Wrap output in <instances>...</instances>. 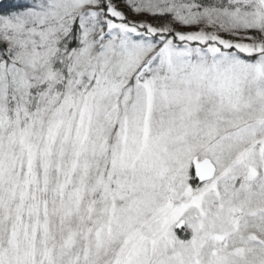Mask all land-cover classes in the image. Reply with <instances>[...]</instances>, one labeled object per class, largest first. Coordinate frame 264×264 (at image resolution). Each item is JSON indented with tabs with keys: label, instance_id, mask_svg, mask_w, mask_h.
Instances as JSON below:
<instances>
[{
	"label": "snow or ice",
	"instance_id": "obj_1",
	"mask_svg": "<svg viewBox=\"0 0 264 264\" xmlns=\"http://www.w3.org/2000/svg\"><path fill=\"white\" fill-rule=\"evenodd\" d=\"M0 264H264V0H0Z\"/></svg>",
	"mask_w": 264,
	"mask_h": 264
}]
</instances>
